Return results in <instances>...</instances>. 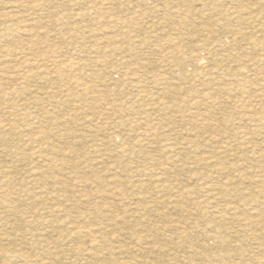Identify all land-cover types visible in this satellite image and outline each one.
I'll return each mask as SVG.
<instances>
[{
	"label": "rangeland",
	"instance_id": "1",
	"mask_svg": "<svg viewBox=\"0 0 264 264\" xmlns=\"http://www.w3.org/2000/svg\"><path fill=\"white\" fill-rule=\"evenodd\" d=\"M0 264H264V0H0Z\"/></svg>",
	"mask_w": 264,
	"mask_h": 264
},
{
	"label": "bare ground",
	"instance_id": "2",
	"mask_svg": "<svg viewBox=\"0 0 264 264\" xmlns=\"http://www.w3.org/2000/svg\"><path fill=\"white\" fill-rule=\"evenodd\" d=\"M136 43H137V42H136ZM4 57H5V56H4ZM1 60H2V59H1ZM2 61H4V60H2ZM112 61H114V60H112ZM118 62H119V61H118ZM114 69H115V68H114ZM193 74H194V73H193ZM152 75H153V74H152ZM150 77H151V76H150ZM153 77H154V76H153ZM155 77H157V76H155ZM155 79H156V78H155ZM157 79H158V78H157ZM160 79H161V78H160ZM160 79H159V80H160ZM149 80H150V78H149ZM139 81H140V80H139ZM140 82H141V81H140ZM150 82H152V81H150ZM158 82H160V81H158ZM163 82H164V81H163ZM153 84H154V83H153ZM170 86H171V85H170ZM165 96H166V95H165ZM160 98H161V97H160ZM162 100H163V99H162ZM154 102H155V101H154ZM166 102H167V101H166ZM213 102H214V101H213ZM146 104H147V103H146ZM160 104H161V103H160ZM160 104H159V105H160ZM163 104H164V103H163ZM190 107H192V106H190ZM163 108H164V107H163ZM162 110H163V109H162ZM163 113H164V111H163ZM163 113H162V114H163ZM193 114H194V113H193ZM141 115H142V114H141ZM176 116H178V115H176ZM193 117H194V116H193ZM138 120H140V119H138ZM171 130H172V129H171ZM145 131H146V130H145ZM145 133H146V132H145ZM139 135H140V134H139ZM116 136H117V135H116ZM118 136H119V135H118ZM145 136H146V135H145ZM140 138H141V136H140ZM145 139H146V138H145ZM142 140H143V139H142ZM140 142H141V141H140ZM138 143H139V142H138ZM135 144H136V143H135ZM140 145L142 146V144H140ZM143 146H144V145H143ZM185 146H186V145H185ZM98 147H99V146H98ZM133 147H134V146H133ZM138 148H140L139 145H138ZM141 148H143V147H141ZM121 149H122V148H121ZM169 149H170V148H169ZM176 149H177V147H176ZM119 150H120V149H119ZM145 150H146V149H145ZM147 150H148V149H147ZM162 150H163V149H162ZM167 150H168V149H167ZM122 151H123V150H122ZM159 151H160V150H159ZM171 151H172V150H171ZM133 152H134V151H132V152H127V153H131V154H132ZM137 152H138V151H137ZM147 152H148V151H147ZM166 152H167V151H166ZM174 152H175V151H174ZM191 152H192V151H191ZM125 153H126V152H125ZM140 153H142V152H140ZM171 153H172V152H171ZM120 154H121V153H120ZM120 154H119V155H120ZM115 155H116V154H114V157H115ZM133 155H135V154H133ZM133 155H132V157H133ZM143 155L145 156V154H143ZM174 155H175V154H174ZM193 155H194V153H193ZM111 156H112V155H111ZM137 156H138V155H137ZM144 156H143V158H144ZM147 156H148V155H147ZM176 156H177V155H176ZM100 157H101V156H100ZM132 157H131V158H132ZM145 157H146V156H145ZM150 157H151V156H150ZM152 157H153V156H152ZM173 157H174V156H173ZM122 158H123V157H122ZM124 158H125V156H124ZM134 158H135V157H134ZM134 158H133V159H134ZM138 158H139V157H137V160H140V159H138ZM140 158H141V157H140ZM143 158H142V159H143ZM175 158H176V157H175ZM189 158L191 159V157H189ZM156 159H157V158H156ZM171 159H172V158H171ZM112 160H114V158H113ZM116 160H117V159H116ZM120 160H122V159H120ZM144 160H145V159H144ZM146 160H147V159H146ZM159 160H160V159H159ZM166 160H167V159H166ZM175 160H176V159H175ZM150 161H151V160H150ZM218 213H219V212H218Z\"/></svg>",
	"mask_w": 264,
	"mask_h": 264
}]
</instances>
